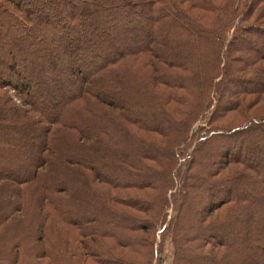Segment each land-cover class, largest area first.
Masks as SVG:
<instances>
[{
	"label": "trees",
	"instance_id": "16d2710c",
	"mask_svg": "<svg viewBox=\"0 0 264 264\" xmlns=\"http://www.w3.org/2000/svg\"><path fill=\"white\" fill-rule=\"evenodd\" d=\"M168 244L264 264V0H0V264Z\"/></svg>",
	"mask_w": 264,
	"mask_h": 264
},
{
	"label": "rangeland",
	"instance_id": "374dc122",
	"mask_svg": "<svg viewBox=\"0 0 264 264\" xmlns=\"http://www.w3.org/2000/svg\"><path fill=\"white\" fill-rule=\"evenodd\" d=\"M252 38H254V37L252 36ZM167 249H168V251H167V253L165 254V262H164V264H169V263H170L171 247H170L169 244L167 245Z\"/></svg>",
	"mask_w": 264,
	"mask_h": 264
}]
</instances>
